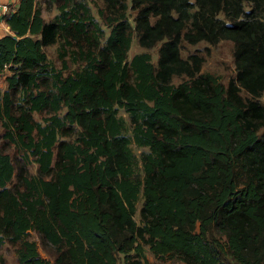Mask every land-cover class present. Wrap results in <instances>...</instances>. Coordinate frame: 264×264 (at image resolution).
<instances>
[{
	"label": "trees",
	"instance_id": "1",
	"mask_svg": "<svg viewBox=\"0 0 264 264\" xmlns=\"http://www.w3.org/2000/svg\"><path fill=\"white\" fill-rule=\"evenodd\" d=\"M56 1L53 21L40 0L4 18L0 124L20 156L0 146V249L12 245L20 264H147L145 247L186 264H264V0H131L134 25L128 0H105L104 44L87 0ZM134 32L143 47L161 43L158 66L149 52L129 59ZM61 39L85 63L73 73L45 51ZM222 39L235 44L227 86L181 54L183 41ZM133 143L147 148L143 176Z\"/></svg>",
	"mask_w": 264,
	"mask_h": 264
},
{
	"label": "rangeland",
	"instance_id": "2",
	"mask_svg": "<svg viewBox=\"0 0 264 264\" xmlns=\"http://www.w3.org/2000/svg\"><path fill=\"white\" fill-rule=\"evenodd\" d=\"M2 2H7L14 6L17 2L19 4L20 0H0ZM40 5L42 8V15L46 21H53L56 16L60 13L59 4L56 0H40ZM195 1V0H192ZM93 15L96 19L101 23L102 27L105 29V35L102 40L104 44L106 39L110 34V27L106 25V20L103 17L102 13L106 12V3L105 0H87ZM128 8L125 12L126 17L135 24V16L136 10L132 9V1L128 0ZM14 4V5H13ZM246 10H250L251 4L246 2L245 4ZM220 17L227 20L225 13H220ZM161 43L157 45L147 48L143 47L139 43L138 35L136 32L133 33V40L132 45L129 51V59L131 60L132 57L141 52H149L152 55L153 63L158 66L159 60V48ZM45 51L49 57L54 68L58 71L63 72L64 74L73 73L76 70H79L81 67L85 65L84 61L81 60V55L78 52V48L76 46L64 43L59 40L57 43L52 44L50 46L45 47ZM235 44L232 40L229 39H222L216 44H211L207 41H201L197 44H191L187 41H183L181 44V54L183 58L189 59L190 55L196 54L200 57H203V63L201 67L202 73H211L218 77V79L223 82L226 86L232 79L237 78V68L235 64ZM11 72L10 70L4 71L0 74V87L5 90L8 87V83L6 80V76L9 75ZM189 77L187 75H179L175 76L173 82L175 84H179L182 81L188 80ZM245 98L249 97L250 94L245 90L241 93ZM259 100L264 103V92L259 97ZM119 114L123 116L126 120L127 126L129 127L130 119L128 113L122 108L119 109ZM35 119L42 121L46 114L34 113ZM130 128V127H129ZM7 129L0 124V146L4 150H6L13 159H16L20 156V147L16 146L14 143H10L9 139L6 136ZM127 135H131V130L126 132ZM133 150L137 155L138 158V171L141 176H143L142 171V160L141 154L147 148H140L135 143L132 144ZM29 169L31 173L37 174L38 173V165L35 163L34 160H31L29 164ZM16 180V178H14ZM143 195L140 196V199L137 203V211L135 214V219L140 223L141 222V208L143 206ZM31 239L35 240L38 243L39 252L41 256L51 263L54 261V257L47 251L45 246L43 245L41 238L39 237L38 233L35 231H31L30 235ZM0 255L5 259V264H20L18 260V256L15 252V249L9 243H5L2 245L0 249ZM224 264H237L234 258L231 255H227L224 258Z\"/></svg>",
	"mask_w": 264,
	"mask_h": 264
},
{
	"label": "crops",
	"instance_id": "3",
	"mask_svg": "<svg viewBox=\"0 0 264 264\" xmlns=\"http://www.w3.org/2000/svg\"><path fill=\"white\" fill-rule=\"evenodd\" d=\"M10 1L12 2L13 0ZM17 6H18V2L14 5V8H17ZM10 33H12V31L9 25L6 23L5 20L0 19V37ZM145 250H146L147 264H171L172 262L171 260L168 259H160L155 257V255L150 251L149 247H145Z\"/></svg>",
	"mask_w": 264,
	"mask_h": 264
},
{
	"label": "built area",
	"instance_id": "4",
	"mask_svg": "<svg viewBox=\"0 0 264 264\" xmlns=\"http://www.w3.org/2000/svg\"><path fill=\"white\" fill-rule=\"evenodd\" d=\"M14 10V6L7 2L0 1V19L4 20V18L12 13ZM171 264H186L182 261H172Z\"/></svg>",
	"mask_w": 264,
	"mask_h": 264
}]
</instances>
